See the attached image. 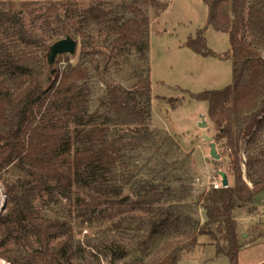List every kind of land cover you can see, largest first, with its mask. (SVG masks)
Wrapping results in <instances>:
<instances>
[{
  "label": "trees",
  "instance_id": "1",
  "mask_svg": "<svg viewBox=\"0 0 264 264\" xmlns=\"http://www.w3.org/2000/svg\"><path fill=\"white\" fill-rule=\"evenodd\" d=\"M15 1L0 0V180L10 204L0 214V259L10 264H71L75 256L89 252L96 256L97 264H102V257L110 264H179L210 243L217 247L218 255L239 264L244 244L236 212L254 205L264 192V144H258L264 142L259 140L264 133V0H204L207 26L185 42L200 55L233 62V83L227 87L200 93L183 91L209 102L217 139H226L232 149L235 182L211 187L203 195L206 220L196 219L194 230L151 246L156 236L167 237L177 223L170 207L154 213L149 218L150 230L135 236L142 253L122 263L118 261L129 250L126 245L115 246L114 233L123 228L127 215L92 231L84 243L69 222L45 216L43 206L73 200L76 195L74 205L85 225L93 222L101 206L118 208L120 213L128 205L133 210H149L171 192L163 182L154 180L140 183L132 195L126 187L135 175L118 172L120 166L128 165L125 150L140 149L156 139L148 122L153 93L149 56L152 19L139 3L162 15L171 0L124 1L120 13L102 2L88 6L76 24L86 60L54 68L51 81L47 73L54 62L52 46L59 39L48 44L44 31L73 38L65 25L56 30L51 18L64 22L60 11L69 10L72 2L50 0L45 13L36 16L45 17L40 32L13 9ZM22 2L24 6L35 3ZM91 25L106 29L110 43L85 29ZM208 27L229 34L228 51L218 54L208 47ZM134 53L145 66L134 64ZM109 65H133L132 84L106 79L101 72ZM95 71L107 94L105 109L91 113L87 82ZM242 145L251 148L245 161L248 179L244 177ZM12 165L25 175L10 183L5 172Z\"/></svg>",
  "mask_w": 264,
  "mask_h": 264
},
{
  "label": "rangeland",
  "instance_id": "2",
  "mask_svg": "<svg viewBox=\"0 0 264 264\" xmlns=\"http://www.w3.org/2000/svg\"><path fill=\"white\" fill-rule=\"evenodd\" d=\"M22 1L16 0L13 9L25 18L29 27H34L43 32L45 17L38 19L36 16L45 13L51 1L34 0L35 3L30 6H24ZM64 1L72 2V7L69 10L62 8L60 11L64 22H60L52 16V23L56 30L62 28L63 25L66 26L70 35L77 41V50L75 53L59 54L53 60L54 62L47 73V79L50 81L53 77L54 68L64 69L68 63L75 65L85 62L86 57L81 49L82 38L76 33L78 27L76 24L88 6L102 2L106 8L120 13L122 12L121 4L124 1L133 2L134 0ZM139 4L148 11L152 19L149 56L153 93L148 122L156 135V139L153 143L140 149L125 150V161L128 165L126 167L120 166L118 172H123L127 176L135 175L133 182L126 187V191L132 195L140 183L153 182L154 180L163 182L166 187L170 188L171 192L162 203L154 204L149 210L140 208L133 210L128 205L124 213H120L118 208L101 206L93 222L85 225L81 216L77 215V208L74 205L76 195H74L73 200L63 199L61 203L43 206L45 216L69 222L75 228L76 237L81 238L84 243L87 235L91 234L92 231L113 224L127 215L123 228L114 233L115 246L126 245L129 250L127 256L118 261L119 263L142 253L137 249L138 238L135 236L150 230L149 218L154 213L170 207L177 223L171 228L167 237L156 236L151 246L162 243L172 236L180 237L194 230L196 219L201 222L206 220L205 211L202 207L203 195L212 187V182L223 180V173L227 175L230 185L235 182L232 172V149H230L226 139H217L218 131L209 114V102L192 98L189 93L183 91L200 93L206 90L223 89L233 83V62L231 59L203 56L185 46V42L190 36L196 37L197 31L207 26V5L204 0H171L168 9L162 15H157L153 8ZM85 29L103 43H110V40H106V29L98 25H91ZM44 35L48 44L57 38L59 40L66 38L65 34L56 35L51 30L44 31ZM206 37L208 47L218 54H223L231 48L230 36L226 32L208 27ZM131 60H134V64L138 63L145 66V62L139 59L137 53L131 56ZM132 70L133 65L122 68L109 65L101 74L108 80H119L130 86L133 82L131 79ZM98 73L95 71V74L87 82L91 113L102 112L105 109L103 102L107 90ZM202 114L206 116L208 121L206 132L213 138L212 142L216 144L219 159L212 156L211 142H207L203 138V129L198 126ZM259 140H264V133ZM258 144L263 145L264 142L261 141ZM250 150V147L247 148L242 145L241 156L246 179L248 177L245 161ZM24 175L25 173L17 165L10 166L5 172V178L10 183ZM9 206L4 184L0 180V214L5 213ZM262 212L264 211H260L257 204L237 210L238 233L241 243L244 245L260 237L263 238H260L259 241H264V217H258L259 221L253 225L242 224L245 216L257 215ZM185 215L190 216L193 220H189ZM203 242L207 243L208 239L204 238ZM208 245L213 244L208 243ZM198 248L179 264H231L226 255H220L215 262L208 261V258L215 254V247ZM244 253L242 262H250L252 258L263 255L264 246L256 244L244 249ZM85 262L97 264L96 256L86 252L84 256H75L71 260V264H83ZM0 264L10 263L0 259ZM102 264H110L109 259L102 257Z\"/></svg>",
  "mask_w": 264,
  "mask_h": 264
},
{
  "label": "water",
  "instance_id": "3",
  "mask_svg": "<svg viewBox=\"0 0 264 264\" xmlns=\"http://www.w3.org/2000/svg\"><path fill=\"white\" fill-rule=\"evenodd\" d=\"M76 50H77V41L75 39L65 38V39L58 40L52 46L51 60H55L59 54H63L66 52L75 53ZM198 126L203 129V134H202L203 138L207 142H211L212 156L216 159H219L220 156L218 155L216 151V144L212 142L213 138L209 136L206 132V128L208 127V121L206 120V116L204 114L201 115V120L199 121ZM222 176H223V182H222L223 186H226V187L229 186L230 182H229L227 175L223 173Z\"/></svg>",
  "mask_w": 264,
  "mask_h": 264
},
{
  "label": "crops",
  "instance_id": "4",
  "mask_svg": "<svg viewBox=\"0 0 264 264\" xmlns=\"http://www.w3.org/2000/svg\"><path fill=\"white\" fill-rule=\"evenodd\" d=\"M255 204H257V208L260 210V211H264L263 210V207H264V192L260 193L257 197H256V200H255ZM258 217H264V212H262L261 214H257V215H249V216H245L243 218L244 222H242V224H246L248 223L249 225H253L255 222L259 221L257 218ZM241 223V222H240ZM239 223V225H241ZM246 236V235H245ZM260 236H263V235H260ZM259 236V237H260ZM260 238H263V237H260ZM259 238V239H260ZM259 239H253L252 241H250L249 244L247 245H244V247L241 249L240 251V254H239V264H264V253L263 255L259 256V257H255V258H252V260L250 262H245L243 263L242 261V257L243 255L246 253H244V249L246 248H249V247H252L256 244H259L260 246H264V241H259ZM207 247H215V254L214 255H211L209 258H208V261H210L211 263L212 262H215L217 259H219L220 255L217 254V247L215 245H205V246H202V247H199L198 249H201V248H207ZM260 249H263V248H260ZM258 251V250H257ZM186 259V258H185Z\"/></svg>",
  "mask_w": 264,
  "mask_h": 264
},
{
  "label": "built area",
  "instance_id": "5",
  "mask_svg": "<svg viewBox=\"0 0 264 264\" xmlns=\"http://www.w3.org/2000/svg\"><path fill=\"white\" fill-rule=\"evenodd\" d=\"M223 180H215L214 182H212V187H214V188H220V187H222L223 186Z\"/></svg>",
  "mask_w": 264,
  "mask_h": 264
}]
</instances>
